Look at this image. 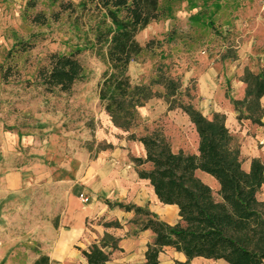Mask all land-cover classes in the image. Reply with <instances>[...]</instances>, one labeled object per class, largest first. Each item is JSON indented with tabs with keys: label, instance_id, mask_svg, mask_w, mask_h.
<instances>
[{
	"label": "rangeland",
	"instance_id": "obj_1",
	"mask_svg": "<svg viewBox=\"0 0 264 264\" xmlns=\"http://www.w3.org/2000/svg\"><path fill=\"white\" fill-rule=\"evenodd\" d=\"M83 1L0 0V97L7 105L6 116L1 119L7 118V130L18 131L25 137L23 143L15 144L14 163L7 172L24 166L33 181L26 192L13 193L16 200L8 208L27 213L25 218L30 228L35 231L41 228L47 239L51 238L52 226L61 222L68 209L73 207L79 211V206L84 204L81 200L77 205L72 203L73 186L93 173V160L101 151L114 148L107 137L114 136L121 141L128 139L131 133L137 136L159 133L175 152L194 154L197 147V136L188 115L179 108L169 110L164 98H153L144 106L154 115L146 119L139 113L140 120L131 132L112 131L98 96L99 82L109 65L92 50L89 16L79 21L77 14L61 12L63 2L78 6ZM160 10V19L137 37L140 44L148 48L131 64L132 83L150 85L159 74H165L181 83L178 104L195 106L199 78L209 68H216L219 84L242 126L238 132L236 122L233 123L235 141L240 149L244 146L241 141L246 143L249 139L250 142L247 144L248 157L241 155L243 168L249 170L252 155L259 156L264 163V114L261 112L264 107L261 100L260 109L251 97H247V84L243 82L246 70L258 74L264 69V0H160ZM38 16L45 18V24L36 21ZM21 44H27L26 52L20 50ZM77 49L82 50L79 59L84 67V79L69 94L57 90L47 92L38 77L39 70L49 66L52 54H69ZM4 72L8 75L6 78H3ZM241 86H245L244 93L236 97L238 93L235 92L237 88L241 90ZM153 89L165 92L159 85H154ZM246 98L252 102L251 115L260 118L263 125L246 118ZM232 100L239 101V105L235 106ZM236 108L243 114L241 120ZM134 153L138 156L139 151L135 149ZM104 165L103 169L111 172L109 164ZM197 177L210 184L215 200L220 202L219 189L211 181L214 179L200 172ZM145 188L142 189L146 191ZM6 194L7 191L0 187V197ZM259 200L264 201V186ZM118 203L146 208L171 225L180 221L174 209L162 216L148 205L108 200L106 204L114 213L133 214L132 217H118L110 213L109 218L88 224L93 232L96 229L91 225L97 223L107 229L96 240L98 244L105 234L116 240L114 247L111 244L106 247L112 262L113 254L121 251L123 239L139 237L144 232L141 230L144 217L127 212ZM23 232L28 238L27 248L38 254L41 246L38 235L27 234L26 229ZM149 236L144 238L148 244L153 237ZM172 261L174 264L181 262L176 258ZM195 263L225 264L201 259Z\"/></svg>",
	"mask_w": 264,
	"mask_h": 264
},
{
	"label": "trees",
	"instance_id": "obj_2",
	"mask_svg": "<svg viewBox=\"0 0 264 264\" xmlns=\"http://www.w3.org/2000/svg\"><path fill=\"white\" fill-rule=\"evenodd\" d=\"M60 7L63 13L77 14L79 21L89 16L92 50L109 65L99 82L98 96L115 127L131 132L140 120L139 109L153 98H164L169 110L179 108L188 115L199 135L198 154L175 152L159 133L142 136L131 133L128 137L145 148V157L131 156L139 178L150 182L162 204L179 209L180 221L171 225L146 208L117 204L144 217L141 230H150L154 235L145 264H160L159 256L165 248L185 255L186 262L177 264H191L197 258L227 264H264V201L259 200L264 186V163L254 158L250 170H245L241 149L226 126V116L216 113L210 120L194 105L178 104L179 81L159 74L150 85L132 83L131 64L148 48L137 37L160 19V0H85L78 6L63 2ZM36 21L45 24L41 16ZM26 45L21 44L20 50L26 52ZM81 51L50 56L49 66L38 72L47 92L69 94L84 79ZM7 76L4 72L3 78ZM243 82L247 84V97L261 109L264 69L258 74L246 70ZM154 85L162 86L164 94L155 91ZM232 102L235 106L240 103ZM245 104L246 118L263 125L260 118L251 115V99ZM261 112L264 114V109ZM242 115L239 112L238 119ZM147 165L149 169L145 168ZM199 171L218 182L220 202L215 200L212 188L197 177ZM110 244L114 247L116 240L105 234L101 243L81 250L87 264H112L111 253L106 251ZM33 264L53 263L48 255L40 254Z\"/></svg>",
	"mask_w": 264,
	"mask_h": 264
},
{
	"label": "crops",
	"instance_id": "obj_3",
	"mask_svg": "<svg viewBox=\"0 0 264 264\" xmlns=\"http://www.w3.org/2000/svg\"><path fill=\"white\" fill-rule=\"evenodd\" d=\"M1 87V86H0ZM245 86L237 88L238 93L236 97L242 96ZM233 96V92L231 94ZM261 103L264 107V96L261 99ZM196 108L202 112V114L212 120L214 114H223L226 116V126L233 134V123L236 122V127L240 132L242 126L237 120V112L233 109V105L227 100L226 92L223 90V86L219 84L218 71L216 68L211 67L199 78L198 84V98L195 103ZM7 105L6 101L0 97V187L7 191L5 196L0 197V264H33L40 254L48 255L53 264H87V260L83 256L81 250L88 249L94 243H97L100 235H102L107 229L98 223L91 225L96 232L91 231L88 228V224L91 221L101 220L102 218H109L110 213L115 216H128L132 217V213L113 212L109 209L106 202L118 201L126 203H135L139 206H150L152 210L157 213L163 214L169 209H174L175 213L179 217V209L177 206L162 204L155 195L154 189L148 180H142L139 178L135 164L131 161L130 155H134L135 149L139 151L138 156L145 157L144 146L135 141L128 139L118 140L116 137H107L108 143L112 144L113 149H106L98 154V158L93 160V173L84 176L80 182H77L72 189V203L77 205L79 196L84 194L90 198L88 204H81L80 210L77 211L71 207L68 209L62 217L60 223H56L52 226L51 238H45L43 230H32L30 224L27 223V213L23 211H10L9 205L16 200L14 192L24 193L29 190L31 183L33 182L30 175L25 172V167H16L12 171L10 166L14 163L13 151L16 150L15 144L23 143L25 137L20 135L18 131H10L5 127L6 119H1L6 116ZM141 109V110H140ZM139 109L142 117L149 119L154 114L150 115V112L144 107ZM11 114V113H10ZM107 114V113H106ZM108 115V114H107ZM109 117V115H108ZM109 125L115 133H125L121 129L115 127L109 117ZM190 125L197 136V147L194 154H198L199 148V135L196 131L194 124L190 121ZM242 133V132H241ZM239 135H241L239 133ZM249 138L248 135H245ZM242 139H244L242 137ZM249 140V139H248ZM246 141L241 147L242 156L248 157ZM248 142V143H247ZM13 143V144H12ZM26 147H29L27 144ZM180 152V150H178ZM133 156V157H134ZM257 155H252L250 161L254 158H258ZM104 163L109 164L110 171H105ZM147 167H150L147 165ZM149 169V168H148ZM250 170V167L248 168ZM248 170V171H249ZM200 172V171H199ZM197 172V173H199ZM203 173V172H200ZM205 174V173H204ZM207 175V174H206ZM209 176V175H208ZM211 177V176H210ZM214 179L213 177H211ZM214 186L219 189L218 182L214 179L211 180ZM210 186V184H207ZM146 187V191L142 188ZM18 197V196H17ZM3 199H7L6 201ZM20 199V196L19 198ZM22 199V198H21ZM5 204V206H3ZM116 211V210H115ZM180 219V217H179ZM24 229L27 234L34 232L38 235L37 241L41 243L39 247L40 252L37 254L30 248H27L28 238L24 235ZM152 237L153 233L150 230L142 232L139 237L123 239L120 243L121 251H117L113 254L112 264H145V254L148 248V242L144 238ZM43 236V237H42ZM172 258H176L181 262L186 261V257L183 253L177 252L172 248H165L159 256L160 264H174ZM206 260L197 258L192 261V264H196V260ZM169 260V262H166ZM213 261V260H206ZM224 262V261H222ZM227 264L226 262H224Z\"/></svg>",
	"mask_w": 264,
	"mask_h": 264
},
{
	"label": "built area",
	"instance_id": "obj_4",
	"mask_svg": "<svg viewBox=\"0 0 264 264\" xmlns=\"http://www.w3.org/2000/svg\"><path fill=\"white\" fill-rule=\"evenodd\" d=\"M80 200L84 204H88L90 202V198L88 196H85L84 194H81L79 196Z\"/></svg>",
	"mask_w": 264,
	"mask_h": 264
}]
</instances>
